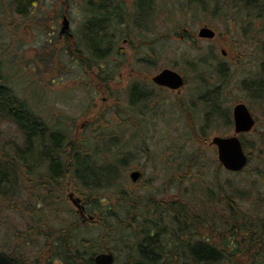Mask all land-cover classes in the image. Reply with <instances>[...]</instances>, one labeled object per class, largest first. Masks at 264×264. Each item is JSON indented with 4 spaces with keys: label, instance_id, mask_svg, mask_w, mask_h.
<instances>
[{
    "label": "trees",
    "instance_id": "1",
    "mask_svg": "<svg viewBox=\"0 0 264 264\" xmlns=\"http://www.w3.org/2000/svg\"><path fill=\"white\" fill-rule=\"evenodd\" d=\"M211 1L216 4L213 15H224L229 23L245 19L243 36L256 33L254 24L257 21L264 23V0H184L180 9L209 12ZM132 3L134 11L124 9L120 0L89 1L91 8L82 25V45L87 52L83 68L87 69L89 65L88 71L100 69L98 81L108 84L114 81V72L106 71L104 66L115 52L114 39L121 35V32L117 35V25L127 23V27L134 25L141 31L154 26L156 0H134ZM9 4L25 19L42 16L41 0H14ZM41 26L37 30L46 33L45 26ZM262 29L264 33V26ZM234 43L238 41L234 40ZM260 43L264 55V41ZM60 50L62 54L64 49ZM216 57L210 51L208 56L201 55L196 65L190 64L195 78L204 84L198 97L204 107V124L195 128L199 148L188 155L190 167L202 165L200 175H205L207 164L203 162L200 144L208 141L209 131L215 127L214 118H222L225 125L233 126L231 112L224 117L221 111V91L230 80V67L226 62L213 66L212 60L218 61ZM1 62L0 205L29 216L23 227L12 225L7 228V233H0L8 243L13 238L23 240L19 246L12 244L10 252L0 249L15 264H96L95 255L109 250L116 255L115 264H126L135 258L152 264H264V216L259 210L250 215L242 208L243 203L254 196L250 186L264 177L262 145L257 147L258 156L255 157L251 150L255 148L254 143L249 146L250 142L243 138L246 150H250L248 167L222 183L218 177L222 167L214 161L215 173L211 172L209 184L201 187L200 193L182 190L175 195L176 199L167 200L129 190L122 185L121 177L122 168L129 166L133 156L131 150H123L126 143L100 129L95 131L97 137L92 142H82V139L70 138L58 125L51 126L40 112L2 81ZM80 63L82 65L81 59ZM143 65L154 67L150 63ZM212 78L220 83L215 89L211 87ZM242 84L251 100L264 107V71L255 74L251 80L246 78ZM143 91L139 84L130 88L131 105L146 104L156 95L153 90ZM10 126L16 130L11 136L7 130ZM260 139L264 141L263 137ZM255 158L260 166L251 168ZM234 177L240 178L235 180ZM68 189L82 194L87 212L96 217V232L92 235L82 230L84 227L75 217L62 218L55 209L62 202L53 201L52 194L56 191L65 193ZM216 189H219L218 193ZM259 202L264 204V199ZM219 209L221 216L217 219L213 214ZM97 227L103 234L97 232ZM22 233L25 239L21 238Z\"/></svg>",
    "mask_w": 264,
    "mask_h": 264
},
{
    "label": "rangeland",
    "instance_id": "2",
    "mask_svg": "<svg viewBox=\"0 0 264 264\" xmlns=\"http://www.w3.org/2000/svg\"><path fill=\"white\" fill-rule=\"evenodd\" d=\"M12 1L0 0L2 81H6L19 98L26 100L49 123L54 126L58 124L70 138L92 142L97 137L95 131L100 129L116 135L121 143H126L127 147L123 150H131L133 156L128 162L129 166L122 168L121 177L122 185L129 190H139L152 197L171 200L176 199L175 195L182 190L200 193L201 187L209 184L211 172H214L213 162L219 164L215 147L210 142L214 136L234 134V127L225 125L222 118H214L215 127L209 131L208 141L200 144L203 162H207L205 175H200V163L190 167L188 155L199 148L195 128L204 124L205 116L204 107L198 100L204 84L195 78V71L190 64L196 65L199 57L208 56L210 51L218 58L217 62L215 58L212 60L213 66L226 62L231 72L229 82L221 91L222 116L228 115L230 109L232 115L237 103L248 104L257 123L251 132L240 137L249 141V146L254 143L255 148L251 150L255 157L258 156L257 147H264V141L260 139H264V107L262 103L253 102L242 86L246 78L251 80L255 74L264 71V55L260 46V41H264L262 21H257L256 27L254 24L257 35L253 33L251 36H243L245 19L229 23L224 15H213L215 1H211L209 12H191L180 9V3L184 0H156L155 18L152 20L154 26L151 29L141 31L134 25L127 27V23L117 25V35L120 32L121 35L114 39L115 52L104 66L106 71L114 72V81L108 84L97 80V72L101 73L97 67V72L92 69L88 71L89 65L87 69L83 68L87 52L82 45V25L91 8L90 0H41L42 16H34V19H25L16 14L13 7L10 8L9 3ZM133 1L120 0L124 9L134 11ZM65 14L74 37L70 35L68 38L59 31ZM41 25L45 26L46 33L37 30ZM206 25L217 32L213 39L198 36L200 28ZM51 27H57L58 32L53 34ZM162 36L166 37L158 40ZM234 40L238 43L235 44ZM62 48L66 52L63 50L61 54ZM80 51L82 65L78 55ZM140 62L154 64V67L148 68ZM164 68L180 72L186 78V85L171 91L155 86L150 78ZM207 72L209 75L210 72ZM211 80L212 89L220 85L217 79ZM134 84H139L141 91L153 90L156 95L146 104L133 106L129 92ZM13 127H7L9 136L16 133ZM256 165H259L258 158L250 166L253 168ZM261 168L264 173V164ZM136 169L142 171L143 175L137 182H133L130 173ZM233 176L234 173L225 169L218 173L222 183ZM234 178L239 180L240 177ZM255 183L250 186L253 198L243 203L242 208L250 215L259 210L263 217L264 204L259 200L264 199V177ZM60 191L52 194L53 201L57 199L59 203L62 202L55 209L62 218L72 216L80 222L81 217L74 213L75 206L68 195ZM213 216L220 219V209ZM25 220H29V216L0 205L2 235L12 225L15 228L23 227ZM55 221L60 227L61 224ZM53 225L56 227V224ZM95 226L94 223H88L82 230L92 235L96 232ZM97 232L103 234L99 227ZM1 234L0 249L10 252L12 244H23V240L18 241V238L10 239L8 243L7 238ZM204 234L207 235L206 232ZM20 235L25 239L23 233Z\"/></svg>",
    "mask_w": 264,
    "mask_h": 264
},
{
    "label": "water",
    "instance_id": "3",
    "mask_svg": "<svg viewBox=\"0 0 264 264\" xmlns=\"http://www.w3.org/2000/svg\"><path fill=\"white\" fill-rule=\"evenodd\" d=\"M70 21L67 16L64 17L62 32L70 33ZM199 36L202 38H214L216 32L208 26H204L199 31ZM153 81L161 86H166L172 89H178L184 86L185 80L183 76L175 70L166 68L153 77ZM235 122V134L231 137L216 136L212 143L218 147L219 162L230 171H241L244 169L249 161L245 153L243 144L238 138L237 134L241 132H248L255 126L256 120L250 112L248 106L244 103H239L233 110ZM142 173L134 171L131 173V178L136 181L140 178ZM74 204L78 207V211L82 214L83 222L93 220L92 217H86L84 205H80L79 199H74L70 196ZM96 264H113L115 257L112 253H102L96 256ZM0 264H14V262L4 253L0 252ZM128 264H149L142 260H133Z\"/></svg>",
    "mask_w": 264,
    "mask_h": 264
},
{
    "label": "flooded vegetation",
    "instance_id": "4",
    "mask_svg": "<svg viewBox=\"0 0 264 264\" xmlns=\"http://www.w3.org/2000/svg\"><path fill=\"white\" fill-rule=\"evenodd\" d=\"M53 30H54V32H56V28L55 27H53L52 28ZM59 34H60V32H59ZM79 57L81 58V60H82V52L79 54ZM82 79V78H81ZM156 86V85H155ZM158 87V86H157ZM158 88H160V87H158ZM162 89V88H161ZM81 203H82V196H81Z\"/></svg>",
    "mask_w": 264,
    "mask_h": 264
}]
</instances>
